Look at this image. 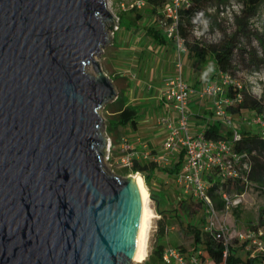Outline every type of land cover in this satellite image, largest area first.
<instances>
[{
  "label": "water",
  "instance_id": "water-1",
  "mask_svg": "<svg viewBox=\"0 0 264 264\" xmlns=\"http://www.w3.org/2000/svg\"><path fill=\"white\" fill-rule=\"evenodd\" d=\"M112 20L106 0H0V264L132 262L139 198L101 166Z\"/></svg>",
  "mask_w": 264,
  "mask_h": 264
},
{
  "label": "rangeland",
  "instance_id": "rangeland-1",
  "mask_svg": "<svg viewBox=\"0 0 264 264\" xmlns=\"http://www.w3.org/2000/svg\"><path fill=\"white\" fill-rule=\"evenodd\" d=\"M106 4L109 12L112 15H117L119 19L122 14H125L117 10L114 0H106ZM237 7L236 5L233 10L234 14ZM150 8L151 7L146 6L145 9L141 11V17L138 21H135L136 26L133 28H124L120 26V23H118L115 18L109 21L107 29L112 27L109 31V41L103 49L104 52L96 57V61L100 64L104 74L112 81L116 92H123L127 102L139 109L138 111H141L140 115L145 123H147L151 117L148 111L143 113V110L148 106L150 107L153 103L150 100L151 94L147 92L146 88L149 85L155 87L160 86L167 76L172 75L176 71L174 66L175 54L172 53V49L169 46L164 48L157 46L145 34V28L155 27V14L152 13ZM207 12L205 19L207 20L209 31L203 32L199 37L197 34L190 32L187 37L188 52L183 54L181 60L180 72L182 73L183 79L190 86L195 84V82H197L198 85L207 83L212 80L211 75L213 74H215L214 78L219 77L212 55L203 54L195 56L193 55L191 47L197 44L198 46L203 45L206 48L205 50L208 49L209 51V46L221 39L222 35L224 36L225 33L228 34L233 31L224 21H218V14L216 12L212 10ZM136 14L138 13H132L131 15L126 13L131 19H134ZM198 23L200 24V22ZM116 25H119V30H114ZM203 29L205 30L204 25ZM250 29L251 31H257L264 35V3L259 6L257 15L251 20ZM199 30H201V27ZM252 45L256 46L257 44L253 41ZM258 58H263L262 62H258L257 65H252L241 62L236 57V71L234 76L237 79V83H240L253 99L260 102L264 107V56L259 54ZM86 71L92 76L97 77L92 65H89ZM98 114L102 119L100 135L104 141V148L101 152L102 170L109 176H115L119 179L126 180L130 175L134 174L121 175V170L124 168L115 167L114 163L120 155L121 142H123L122 140L124 139L131 142L138 153L142 151V146L134 143L136 138L131 136L133 135V131L130 132V129L126 128L120 130V139L117 144H113L106 130V119H109V116L104 110V106L98 110ZM208 116L211 121L216 120L213 114H209ZM153 117L152 115V127H155L157 125L154 124L155 118ZM231 120L232 127L238 129L239 132L246 131L251 134L259 135L263 133L264 112L256 113L253 110L243 108L237 114H231ZM220 123L224 127L223 132L229 133L231 128H227L222 122ZM195 124V119L189 114V129L192 130V127L196 126ZM146 127L147 126L144 125L142 129L146 130ZM228 133H226V135ZM162 141L163 140H156L154 142H148L150 149H153L155 152H158V150L161 151ZM141 142L143 141L141 140ZM108 149L110 152H108ZM147 173H149V171H147ZM214 179L219 180V177L214 175ZM150 180L151 184H149V186L146 182L145 184L148 190L149 187L153 190V196L150 194V207L157 217L151 220L148 228L147 259L142 263L131 262L130 264H147L154 246L158 244L173 248L182 247L187 253H194L193 237L186 231V228L193 222L201 224L200 228L205 223L201 204L191 195L184 193L178 188L174 175L158 169L150 177ZM238 182L239 183L231 182L226 186L227 193L231 196L234 194H243V202L238 207L226 210L220 195L213 196V202L216 206L219 220L230 229L232 235L238 233L251 235L253 239L261 241L264 246V218H259L260 211L264 209V182L257 183L249 180L248 184L245 185L246 187H243L242 184L244 183L241 179ZM238 189H241V192H238ZM157 201H159V204H157ZM157 206H159L160 211H164L166 214L163 219L168 226V231L163 237L157 235L158 221L161 219V216L156 212ZM175 209L183 216L181 223L179 219L172 217L174 214L172 211ZM258 232H260L261 235L258 236ZM255 236L258 237L254 238ZM232 244V247L237 249L238 255H240L244 261L247 259H254V264H264V247L262 249H255V247L247 244V242H242L236 238L232 239Z\"/></svg>",
  "mask_w": 264,
  "mask_h": 264
},
{
  "label": "built area",
  "instance_id": "built-area-1",
  "mask_svg": "<svg viewBox=\"0 0 264 264\" xmlns=\"http://www.w3.org/2000/svg\"><path fill=\"white\" fill-rule=\"evenodd\" d=\"M114 2L120 13H141L146 6H149L148 0H114ZM236 5L238 7L234 14L233 10ZM189 6L190 0H166L164 6L160 10L158 9L154 16L155 28L163 33L176 52V72L167 76L161 83L162 99L170 109V112L162 115L158 120V123L165 129L162 150L155 152L150 149L148 143H142V151L138 153L132 143L124 139L120 145V155L114 163L115 167L118 168H131L134 160H136L138 162H153L159 167H165L173 164L180 152L183 151L185 159L180 171L174 176L177 186L201 204L205 223L200 229L220 241L224 259H226L233 246V238L242 242L245 241L255 249L264 247L261 241L253 239L251 235L244 233L232 235L230 229L219 220L213 197L210 195V188L213 184L212 181H209L210 176L217 175L221 183L241 179L245 185L248 184L245 174L249 171L250 160L245 153L234 151L233 146L240 141L241 136L238 129L232 127L229 112V108L236 105V99H241V94L237 92L234 98L226 95L230 87L240 91L242 85L237 83V79L221 73L219 77L205 83L197 92L199 98L212 100V109L216 120L225 124L227 128H231L233 133L231 141L225 138H207L202 131L193 133L189 129L188 103L191 96L195 94L193 88L183 79L180 72L182 56L188 52V48L179 30L181 14ZM241 9L242 4L240 2L230 0L218 10L215 8L208 11L216 12L218 21H224L232 28L234 27L235 16L240 14ZM113 17L119 23L118 16L113 14ZM201 24L205 26V30ZM200 27L201 30H199ZM114 30H119V25H116ZM191 30L198 37L203 32H208L207 20L204 17L193 18ZM262 136L264 137V132ZM108 152H110L109 149ZM218 195H220L226 210L236 208L243 202V194L231 196L222 188H220ZM257 234L258 236L261 235L260 232ZM200 256V250L189 254L179 248L164 246L161 264H209L208 260H202Z\"/></svg>",
  "mask_w": 264,
  "mask_h": 264
},
{
  "label": "trees",
  "instance_id": "trees-1",
  "mask_svg": "<svg viewBox=\"0 0 264 264\" xmlns=\"http://www.w3.org/2000/svg\"><path fill=\"white\" fill-rule=\"evenodd\" d=\"M149 7L152 10L153 14H156L158 9L160 10L166 0H148ZM230 0H190V6L182 12L181 21L179 24V30L181 36L186 41L190 32H192V19L204 17L206 18L207 11L209 9H219L221 6H225ZM242 4V9L239 15L235 16L234 28L232 33H225L222 38L219 39L216 43L209 46L208 49L202 46L193 45L192 52L195 56H200L203 54H211L216 65L217 73L228 74L232 78L236 79L235 74V61L236 57L241 62H246L252 65H257V63L262 62L263 58H258L259 54L264 56V35L258 33L257 31H251L250 22L257 15L259 6L264 3V0H235ZM216 10V11H217ZM133 12L129 13L131 15ZM126 13L122 14L119 19L120 26L124 28H133L136 26V22L141 17L140 13L136 14L134 19L126 17ZM145 34L154 42L157 46L163 47L169 44L166 37L161 31L155 27H147L144 29ZM223 34V33H222ZM253 41L256 42V46L252 45ZM188 48V47H187ZM251 62V63H250ZM255 62V63H254ZM215 74L211 75V78L214 79ZM239 92L241 94V99H236V105L229 108L231 114H237L241 109H250L256 113L264 112V107L262 104L255 99L244 89L237 91L233 87H230L227 90V97L234 98ZM104 110L107 112L109 119H106V130L108 137L112 139L113 144H117L121 136V129L130 128L136 130L138 125V120L140 117L139 109L134 105H131L127 102L125 94L123 92H118L117 97L114 101L107 103L104 106ZM213 114V110L208 112ZM214 115V114H213ZM224 127L217 120L212 121L208 124L202 132L207 138L219 139L225 138L229 141L232 140V131L229 133L223 132ZM264 132V130H263ZM241 139L239 142L234 144V151L237 153H245L247 158L250 160L249 171L245 174L247 181H255L257 183L264 182V137L262 134H251L250 132L240 131ZM185 159V153L180 152L173 164L165 167H159L153 162H138L134 160V163L131 168H124L121 175H128L130 173L136 174L140 173L144 176L146 184L149 186L151 184L150 177L153 173L160 169L164 172H168L171 175H176L183 164ZM149 171V173H147ZM209 181H212V187L210 188V195L213 197L218 195L220 188L227 193V184L228 183H239L240 179L234 181H228L227 183H221L220 180L214 179V176L209 177ZM243 187L245 184H242ZM150 194L153 196V190L149 187ZM238 192H241V189H238ZM159 204V201H157ZM156 212L161 216V219L158 221L157 235L163 237L168 231V226L166 225L165 220L163 219L166 214L164 211L159 210V206L156 208ZM173 218L180 220V223L183 219V216L180 212H177V209L172 211ZM259 218H264V209L259 213ZM205 219V218H204ZM201 224L192 223L186 228V231L192 235L193 244L195 251L200 250L202 260H208L209 264H254L255 260H243L238 251L235 248H231L226 259L223 256V247L220 241L214 238L212 235H209L200 229ZM164 246L162 244L155 245L147 264H161V254ZM180 250L186 252L182 247H179Z\"/></svg>",
  "mask_w": 264,
  "mask_h": 264
},
{
  "label": "crops",
  "instance_id": "crops-1",
  "mask_svg": "<svg viewBox=\"0 0 264 264\" xmlns=\"http://www.w3.org/2000/svg\"><path fill=\"white\" fill-rule=\"evenodd\" d=\"M167 46H169L172 49V53L175 54V58H174V66H175L176 52L172 48L171 44L169 43V44H167L161 48H164ZM204 84L205 83L198 85V83L195 82V84H193L191 86L193 88L195 95H192L190 98V101L188 103V110H189V114L192 115V118L195 119V122H196V124H195L196 126L192 127L193 129L191 130L193 133L201 132L208 124H210L212 122L208 116L209 115L208 112L213 110L212 109V100L211 99H202V98H199L197 96L198 90ZM146 90L149 94H151L150 100L153 103L150 107L148 106L146 109H144L143 113L148 111L151 119L147 123H145L142 120L141 115H140L136 130L126 128V129H130V132L133 131V133H132L133 135H131V136H134L136 138L134 143H137L138 145L139 144L141 145L142 143L154 142L156 140H163L164 139L165 129L163 128V126L161 124L158 123V120L162 115H165L168 112H170L168 105L163 101L162 96H161V84H160V86H156V87L153 85H149L146 88ZM129 104H131V103H129ZM140 112L141 111H139V113ZM152 115L154 116L153 118H155L154 124L157 125L155 127L154 126L152 127V125H153L152 124V122H153ZM144 125L147 126L146 130L142 129V126H144ZM144 133H147V134H144ZM150 136H151V138H150ZM141 140L143 142H141ZM203 215H204V212H203Z\"/></svg>",
  "mask_w": 264,
  "mask_h": 264
},
{
  "label": "bare ground",
  "instance_id": "bare-ground-1",
  "mask_svg": "<svg viewBox=\"0 0 264 264\" xmlns=\"http://www.w3.org/2000/svg\"><path fill=\"white\" fill-rule=\"evenodd\" d=\"M129 180H132L135 191L139 198L140 205V220H139V242L132 258L133 263H142L147 258V240H148V228L153 218L157 216L150 207V193L145 184L144 178L141 174H134L129 176Z\"/></svg>",
  "mask_w": 264,
  "mask_h": 264
}]
</instances>
